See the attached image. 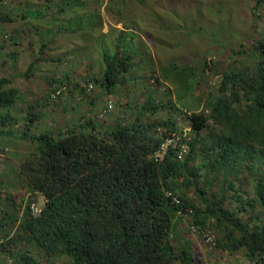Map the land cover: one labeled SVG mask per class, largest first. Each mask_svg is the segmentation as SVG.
<instances>
[{
    "label": "trees",
    "instance_id": "16d2710c",
    "mask_svg": "<svg viewBox=\"0 0 264 264\" xmlns=\"http://www.w3.org/2000/svg\"><path fill=\"white\" fill-rule=\"evenodd\" d=\"M3 2L0 26L10 20ZM255 57V64L224 73L219 95L205 111L187 114L191 137L182 160L177 149L161 161L154 158L168 132L181 128L173 117L143 120L174 106L153 93L132 122L122 120L104 131L87 119L72 129L31 135L39 116L30 107L24 133L36 148L22 160L21 171L45 203L37 214L28 204L20 218L1 209L0 264H40V255L65 257L66 264H195L192 238L177 225V206L167 191L194 208L195 221L213 230L218 247L245 248L247 264H264V226L250 228L238 215L255 204L264 208V41L255 46ZM105 58L103 85L112 90L133 68V56L116 52ZM10 83L0 78L4 125L20 120L12 112L20 91ZM216 181L221 188L209 196ZM250 185L252 202L239 191ZM192 187L201 204L189 197ZM229 189L244 209L225 206ZM182 223L191 233L190 222Z\"/></svg>",
    "mask_w": 264,
    "mask_h": 264
},
{
    "label": "rangeland",
    "instance_id": "374dc122",
    "mask_svg": "<svg viewBox=\"0 0 264 264\" xmlns=\"http://www.w3.org/2000/svg\"><path fill=\"white\" fill-rule=\"evenodd\" d=\"M1 7L10 20L0 26V78L11 79L8 86L20 91L12 108L20 120L0 121V212L8 208L18 218L28 204L40 209L45 203L21 171L22 160L36 148L24 133L30 107L39 116L31 135L72 129L87 119L104 131L122 120L132 122L137 107L153 93L160 103L172 100L174 106L143 120L173 117L185 130L187 114L205 111L230 67L255 64V46L264 41V0H4ZM116 52L132 54L133 68L107 90L105 57ZM220 188L214 182L209 196ZM239 191L252 202V185ZM235 192L229 189L225 206L244 209ZM188 193L201 204L195 187ZM238 215L250 228L264 226V208L258 204ZM177 219L183 236L192 238L195 264L248 263L245 248H211ZM39 257L40 264L67 261Z\"/></svg>",
    "mask_w": 264,
    "mask_h": 264
},
{
    "label": "built area",
    "instance_id": "2783aa9c",
    "mask_svg": "<svg viewBox=\"0 0 264 264\" xmlns=\"http://www.w3.org/2000/svg\"><path fill=\"white\" fill-rule=\"evenodd\" d=\"M187 129H181L180 131L168 132L166 137L162 140L156 151L154 152V158L157 161H161L166 156V153L170 149H177L179 151V159L182 160L188 151V146L185 143V139H188V131L191 128L187 125ZM161 130V129H160ZM167 195L171 197L172 203L177 206V215L184 221L190 222V230L194 238L200 237L204 243L214 248L217 246V239L212 229L203 227L201 224L195 221V210L191 206H184L183 201L178 196L174 195L171 191H167ZM32 211L37 214L41 211L37 209L36 205L31 204Z\"/></svg>",
    "mask_w": 264,
    "mask_h": 264
},
{
    "label": "crops",
    "instance_id": "0c3cea01",
    "mask_svg": "<svg viewBox=\"0 0 264 264\" xmlns=\"http://www.w3.org/2000/svg\"><path fill=\"white\" fill-rule=\"evenodd\" d=\"M181 224H182V222H181Z\"/></svg>",
    "mask_w": 264,
    "mask_h": 264
}]
</instances>
